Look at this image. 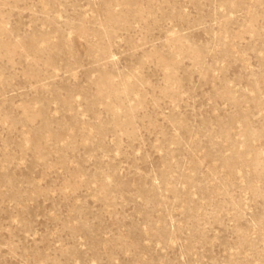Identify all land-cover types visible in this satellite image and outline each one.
<instances>
[{"label": "rangeland", "instance_id": "1", "mask_svg": "<svg viewBox=\"0 0 264 264\" xmlns=\"http://www.w3.org/2000/svg\"><path fill=\"white\" fill-rule=\"evenodd\" d=\"M0 264H264V0H0Z\"/></svg>", "mask_w": 264, "mask_h": 264}]
</instances>
